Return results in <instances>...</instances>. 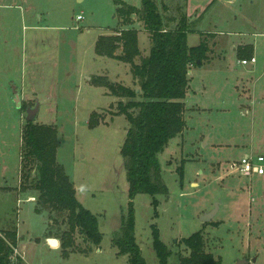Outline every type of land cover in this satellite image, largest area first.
I'll return each instance as SVG.
<instances>
[{"label":"rangeland","instance_id":"obj_1","mask_svg":"<svg viewBox=\"0 0 264 264\" xmlns=\"http://www.w3.org/2000/svg\"><path fill=\"white\" fill-rule=\"evenodd\" d=\"M121 1L142 6V0ZM251 1L256 5L250 7ZM159 2H170L171 16L187 11L190 47L199 46L206 37L212 42L210 32L254 31L251 21L241 23L243 17L264 29V0ZM122 28L116 0H0V231L8 229L9 222L18 225V254L27 264H128V256L120 255L113 245L130 202L121 155L130 123L118 116L119 102L128 100L114 97L93 81L104 77L119 86L139 88L129 64L100 57L95 51L101 36L116 35ZM133 28L139 31L142 56H148L150 33L138 17ZM218 38H223L218 64L193 70L195 83L200 79L206 95H195L191 86L184 100L185 130L158 156L168 194L156 197V208L149 195L140 194L134 200L136 241L147 264H160L152 225L159 228L172 252L170 264H181L180 258L189 255L182 239L200 231L206 252L222 264H264V193L254 188L256 180L250 182L230 167L244 158L239 144L255 141L258 155H264V96L261 90L257 96L253 93L264 88V57L259 58L260 68L253 75L244 72L245 85L254 95L245 113L239 109L235 88L239 70L244 69L239 66V54L232 44L226 45V37ZM257 44L264 51V38ZM136 62L140 64L141 58ZM36 105L35 122L58 128L57 161L74 181L78 200L98 216L100 246L76 234L75 247L64 255L60 245L56 248L48 242L47 238L66 230L65 223L53 226L48 213L36 212L38 196L30 187L36 172L25 181L22 169L27 109ZM93 113L100 124L90 128ZM247 186L253 193L240 190ZM30 195L36 196L34 202L28 200ZM216 206L215 218L203 223L201 218Z\"/></svg>","mask_w":264,"mask_h":264},{"label":"trees","instance_id":"obj_2","mask_svg":"<svg viewBox=\"0 0 264 264\" xmlns=\"http://www.w3.org/2000/svg\"><path fill=\"white\" fill-rule=\"evenodd\" d=\"M170 8V2L161 5L159 0H142L141 8L116 0V17L124 28L116 35L101 36L95 46L98 56L129 64L133 78L139 84L135 89L113 84L104 77L93 79L96 84L109 89L114 97L128 100L119 102L118 116H125L130 123L121 149L130 202L122 229L113 239L119 254L128 256V264H147L136 241L134 200L140 194L149 195L156 208L159 204L156 197L168 194L158 156L171 140L184 132V100L191 81L189 71L191 67H202L209 54L205 41L196 47L188 45L190 17L187 11L175 17L169 15ZM134 17H138L151 35V52L145 57L141 54L139 31L131 29ZM118 51L121 54H117ZM138 58H141L140 64L136 62ZM99 124L96 113H93L90 128ZM22 136L23 177L28 181L31 173L36 172L30 186L38 196L36 212L48 213L53 226L65 223L66 230L55 237L61 241L64 255L70 254L75 247L76 234L81 235L86 243L100 246L103 236L98 216L78 200L73 181L57 161L58 128L26 121ZM179 171L183 180L184 168ZM8 226L0 231L3 234L0 237V264H25L21 256L15 260L13 257L19 241L18 225L9 222ZM152 237L159 263L170 264L172 252L162 241L156 225H152ZM181 244L189 251L188 256L180 258L181 264H222L221 259L206 252L202 231L182 239Z\"/></svg>","mask_w":264,"mask_h":264},{"label":"crops","instance_id":"obj_3","mask_svg":"<svg viewBox=\"0 0 264 264\" xmlns=\"http://www.w3.org/2000/svg\"><path fill=\"white\" fill-rule=\"evenodd\" d=\"M255 5H256V3L251 1L250 7H253ZM240 21H241V23H243L245 25H248V21L249 22L251 21L250 22L251 27L254 29V31L243 32L242 30H239V32L231 31L227 34H224L223 31H218V32L214 31V33L210 32L209 34L214 35L212 42H211V39L209 37H206V39L204 41L207 43V45L209 47L208 58L203 63L202 67H191V69H190L191 71H189V75H190V79H191L190 89L192 88L191 86H193L191 91L195 95H199V96L200 95H203V96L206 95V91H205L206 88L204 87V84L201 83L200 79L197 82V84L195 83V78H193V70L197 69V68H199V69H201V68L202 69L214 68V65L218 64V62H217L218 58H221V54L219 53V47L218 46L220 44H223L222 43L223 38H218V37H226L227 38L226 39V45H229V44L233 45V48H234L233 51L236 52L237 54H239L238 55L239 56V66L244 68L243 70H239V72H240L239 73V85H237L235 88L239 92V109L241 110L243 108V109H245L244 112L247 113L248 112L247 108L249 109L251 104L254 103L253 100H254L255 93L257 96V94H259L258 91L261 90L262 91L261 95L264 96V88H262V89L256 88L255 91L253 92L254 95H251V91H250L251 89L245 85V79L243 77L244 72H246V74H248V75H253L255 73V70H259V68H260V66L258 65L259 58L264 57V51H262L263 48H261L260 45H258L257 43H258V39L264 38V29L262 27H260L259 23H255L253 20H250L248 18L243 17L242 19H240ZM231 37H232V39L230 40ZM218 42H219V44H218ZM213 46H215V47H213ZM216 50L218 51V56H217V58H214V54H215ZM252 58H255L256 62L254 64L246 65L247 67L249 66L248 68H245V66L244 65L242 66V64L240 63L241 60H250ZM202 88L204 89V91H201ZM262 100L264 103V99H262ZM191 109L193 110L194 108H191ZM239 148L244 152L243 156H247V155H254L255 156V155H258V153L260 152L258 150V148L256 147L255 141H252V140L249 141L248 145L247 144H239ZM247 150H249V152ZM253 179L256 180V182H257V184L255 183V181L253 182L254 188L257 191L264 193V187H261L264 185V176L263 177H255ZM251 181L252 180H250V182ZM73 183H74V181H73ZM261 184H263V185H261ZM74 185H75V183H74ZM75 189L77 191L76 186H75ZM240 190H242V191L248 190L250 192L249 194L253 193V191H254L253 188L250 186H247L246 188H243ZM35 198H36V196L30 195L28 200H32L34 202ZM261 199L262 198L259 199L257 196V200H261ZM18 239H19V230H18ZM47 239H49V238H47ZM59 243H60V241H59ZM19 245H20V240L18 241V247L17 248H19ZM58 248H59V246H58ZM21 256L25 260V258L22 254H21ZM25 264H27L26 261H25Z\"/></svg>","mask_w":264,"mask_h":264},{"label":"built area","instance_id":"obj_4","mask_svg":"<svg viewBox=\"0 0 264 264\" xmlns=\"http://www.w3.org/2000/svg\"><path fill=\"white\" fill-rule=\"evenodd\" d=\"M80 19V18H78ZM256 62L255 58L250 60H241L240 63L244 66L248 64H254ZM231 170H237L240 176L252 180L255 177L264 176V155H247L244 156L242 161L234 162L231 166ZM0 237H3V234L0 232ZM19 256L18 248L15 249L14 260Z\"/></svg>","mask_w":264,"mask_h":264},{"label":"water","instance_id":"obj_5","mask_svg":"<svg viewBox=\"0 0 264 264\" xmlns=\"http://www.w3.org/2000/svg\"><path fill=\"white\" fill-rule=\"evenodd\" d=\"M38 113H39V105H36L35 108H28V109H27V117H26L27 119H26V121H28V122H35ZM218 207H219V206H216V208H215L213 211H211V212L205 214V215L201 218V221H202L203 223H209V222H211V221L213 220V218H215L216 214H218V213H217V211H218V209H219ZM48 242H49V244H50L52 247H57V246L60 245L59 240L56 239V238H52V239L50 238V239H48Z\"/></svg>","mask_w":264,"mask_h":264},{"label":"bare ground","instance_id":"obj_6","mask_svg":"<svg viewBox=\"0 0 264 264\" xmlns=\"http://www.w3.org/2000/svg\"><path fill=\"white\" fill-rule=\"evenodd\" d=\"M58 247V246H57Z\"/></svg>","mask_w":264,"mask_h":264}]
</instances>
